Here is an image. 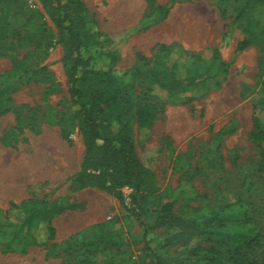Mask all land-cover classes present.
<instances>
[{"label":"rangeland","instance_id":"374dc122","mask_svg":"<svg viewBox=\"0 0 264 264\" xmlns=\"http://www.w3.org/2000/svg\"><path fill=\"white\" fill-rule=\"evenodd\" d=\"M83 1L90 26L99 33V43L89 49L95 66L130 72L139 56L153 58L162 43L173 46L169 59L178 72L195 53L202 67L210 64L215 47L220 50L215 64L231 63L219 87L209 80L168 92L150 79L123 76L135 100L148 96L155 104L149 125L134 119V140L141 161L155 175L161 200L174 201L185 219L178 231L152 232L159 252L178 255L185 264H206L202 253L215 240L202 226L213 210L231 204L237 212L245 200L257 218L256 231L264 234V140L255 138L256 123L264 127V108L258 103L264 95V54L252 44L237 50L250 26L233 22L240 0L222 5L219 0ZM25 2L29 12L13 19L8 42L0 40V49L8 48L0 54V91L6 90L0 93V109L7 108L0 116V264H139L146 252L142 228L126 210L131 189H122V202L75 181L85 144L78 127H69L68 136L63 133V124L76 111L64 49L41 2ZM4 11L14 10L0 8V15ZM255 20L251 26L264 28V14ZM42 32L55 36L45 56L21 39ZM25 58L28 68L8 77L15 61ZM22 116L25 124H19ZM33 203L40 212L33 227L17 231ZM260 242L256 253L264 262V235Z\"/></svg>","mask_w":264,"mask_h":264},{"label":"trees","instance_id":"16d2710c","mask_svg":"<svg viewBox=\"0 0 264 264\" xmlns=\"http://www.w3.org/2000/svg\"><path fill=\"white\" fill-rule=\"evenodd\" d=\"M50 15L56 28L58 42L63 46V61L68 76V93L71 103L76 106L75 113L69 115L68 124H63V133L69 135V127H78L85 144V155L81 170L75 181L81 187H96L113 193L119 200L124 201L122 189H131L130 201L126 206L128 214L141 226L146 255L139 264H185L178 255H164L159 252L151 236L155 230H180L184 217L176 211L174 201H162L161 194L155 184V175L141 161L133 136V122L137 120L142 125H149L155 115V104L148 100V96L135 100L129 85L123 76L130 73L134 80L150 79L161 89L175 92L190 85H201L211 81L215 87L221 86L227 77L231 63L220 61V50L215 47L212 51L211 63L201 65L199 54H192L193 60L185 66L182 72L177 71V64L169 59L173 46L162 43L151 59L139 56L130 72H119L113 67H99L93 65V55L89 49L99 43V33L90 24L89 10L83 0H39ZM222 5L227 0H219ZM25 0H0V8L13 9L4 11L0 15V40L8 42L14 33L11 26L13 19L23 17L29 12L25 8ZM264 0H240L233 22L249 23L246 36L237 44L241 51L248 45H255L264 54V28H257L251 23L256 22L264 14ZM53 34H24L21 39L35 45L45 56L53 46ZM8 48L0 49L5 54ZM165 57V58H164ZM27 58L16 60L11 73L7 76L19 75L27 67ZM43 68L37 70L41 71ZM3 95L6 90H1ZM9 99V96L8 98ZM258 103L264 108V95ZM7 108L0 109V116ZM27 119L22 116L19 124H25ZM62 123V122H61ZM255 138L264 140V127L256 123ZM264 161L261 151L260 163ZM248 201H241L240 211L235 212L233 205L213 210L207 218L201 231L208 235V239L215 240V244L202 253L201 258L206 264H264L260 261L256 247L261 245L260 239L264 235L261 230L256 231L257 218L249 207ZM61 208H54L61 211ZM29 214L17 231L30 230L34 219L39 215V206L33 203ZM150 213H156L152 220ZM233 224L237 229L228 230ZM99 229L104 225H97ZM208 228V229H207ZM254 229L255 232H251ZM51 238L56 231L49 227ZM226 239V240H224ZM227 241V242H226ZM101 241L95 244L96 252ZM229 243V244H227ZM219 247H216V246ZM103 249L106 248L104 245Z\"/></svg>","mask_w":264,"mask_h":264}]
</instances>
